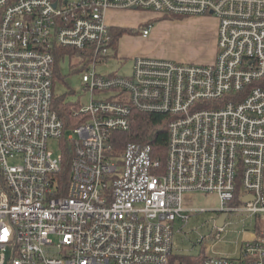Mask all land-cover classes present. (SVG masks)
<instances>
[{"label": "built area", "instance_id": "1", "mask_svg": "<svg viewBox=\"0 0 264 264\" xmlns=\"http://www.w3.org/2000/svg\"><path fill=\"white\" fill-rule=\"evenodd\" d=\"M112 9L216 16V60L140 56L128 76L102 75ZM60 48L81 56L91 93L69 134L53 106ZM133 111L168 117L164 159L121 144ZM62 138L65 183L49 149ZM196 193L221 208L200 254L179 255L175 235L205 211L184 208ZM233 214L250 218L236 254H211ZM0 264H264V0H0Z\"/></svg>", "mask_w": 264, "mask_h": 264}, {"label": "rangeland", "instance_id": "2", "mask_svg": "<svg viewBox=\"0 0 264 264\" xmlns=\"http://www.w3.org/2000/svg\"><path fill=\"white\" fill-rule=\"evenodd\" d=\"M145 13L137 9H112L108 11L107 22L113 26H121L131 30L120 40L117 57L112 56L98 65L96 70L102 75L128 76L133 67L134 59L140 56L165 57L182 63H209L218 54L219 20L213 15H198L190 17L160 16L154 19V28L149 37H143L142 24L135 23L136 17ZM188 20V21H187ZM216 44L212 40H215ZM83 63L78 53H67L60 56V77L55 82L56 96L66 97L72 104H88L91 98L89 91H84L81 85ZM90 64V63H89ZM68 130L67 133H72ZM49 149L55 156L60 155V148L56 141H51ZM184 208L204 212L192 213L189 225L181 234L174 238L175 252L179 255L198 256L201 246L197 240L201 235L208 234L218 218L216 210L221 208L217 194L196 193L186 197ZM242 219L249 226L250 218L242 214H233L227 218V226L220 240L211 241L212 253L232 256L236 254V243H241L243 235L239 232L245 228ZM177 224L176 228H180ZM196 243V245H195ZM10 253V252H9Z\"/></svg>", "mask_w": 264, "mask_h": 264}, {"label": "trees", "instance_id": "3", "mask_svg": "<svg viewBox=\"0 0 264 264\" xmlns=\"http://www.w3.org/2000/svg\"><path fill=\"white\" fill-rule=\"evenodd\" d=\"M110 33L113 40V56L117 57L118 45L121 37L131 30L123 27H110ZM131 33V32H130ZM67 53H78L75 50L69 48H60L56 51V68H55V81H54V92H55V82L57 78L60 77L59 69V59ZM54 109L57 111L59 116L65 125V130H69L71 127L75 126L80 122L78 118L73 117L72 110L77 103L72 104L68 102L64 96L54 97L53 102ZM168 117L161 114L153 113H143L139 111H133L131 114V128L128 132H116L118 134L120 141L123 143L132 141L140 142L145 144H150L155 155H160L162 159L165 158V149L168 141ZM60 148V154L62 155V165H61V178H63L64 183L67 182L70 173V164L72 158V146L66 141V138H62L58 142ZM200 257V261L203 259ZM185 260H192L189 257L183 258ZM199 260V259H198Z\"/></svg>", "mask_w": 264, "mask_h": 264}, {"label": "crops", "instance_id": "4", "mask_svg": "<svg viewBox=\"0 0 264 264\" xmlns=\"http://www.w3.org/2000/svg\"><path fill=\"white\" fill-rule=\"evenodd\" d=\"M107 15H108V13H107ZM161 16V15H160ZM160 16H159V14H157V13H155V12H149V11H145V13H143V14H141V15H138L136 18V21H135V23L137 24V26L139 25V24H142L141 26H144V25H147V23H154V19L155 18H160ZM107 16H106V21H107ZM161 18H162V16H161ZM188 21V20H187ZM108 23V22H107ZM110 25V24H109ZM110 26H112V27H121V26H113V25H110ZM123 28H125V27H123ZM153 28H154V25H153ZM153 28H152V30H151V32L153 31ZM150 35H151V33H150ZM149 35V36H150ZM126 36V34L125 35H123L122 37H121V39H123L124 37ZM143 36V35H142ZM149 36H147V37H149ZM144 37V36H143ZM120 39V40H121ZM120 42V41H119ZM216 42V35H215V40H212V43L214 44L213 46H214V48H215V43ZM119 46V45H118ZM159 58H161V59H169V58H165V57H159ZM170 60H172V59H170ZM216 60V57H215V54L213 55V57L211 58V59H209V60H205V62H209V63H203V64H211V63H213L214 61ZM178 62H180V61H178Z\"/></svg>", "mask_w": 264, "mask_h": 264}, {"label": "water", "instance_id": "5", "mask_svg": "<svg viewBox=\"0 0 264 264\" xmlns=\"http://www.w3.org/2000/svg\"><path fill=\"white\" fill-rule=\"evenodd\" d=\"M250 198H251V197L248 196L246 199H250ZM225 218H226V215H223V216L218 220V224L222 225L223 222H224V220H225Z\"/></svg>", "mask_w": 264, "mask_h": 264}]
</instances>
